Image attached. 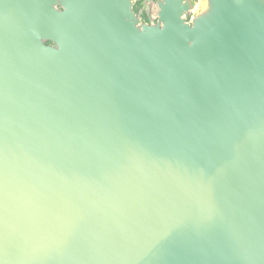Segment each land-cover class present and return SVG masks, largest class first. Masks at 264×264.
Instances as JSON below:
<instances>
[{"label": "water", "instance_id": "95a60500", "mask_svg": "<svg viewBox=\"0 0 264 264\" xmlns=\"http://www.w3.org/2000/svg\"><path fill=\"white\" fill-rule=\"evenodd\" d=\"M0 0V264H264V0Z\"/></svg>", "mask_w": 264, "mask_h": 264}, {"label": "rangeland", "instance_id": "374dc122", "mask_svg": "<svg viewBox=\"0 0 264 264\" xmlns=\"http://www.w3.org/2000/svg\"><path fill=\"white\" fill-rule=\"evenodd\" d=\"M135 11L142 21L154 22L156 19L157 7L154 0H135Z\"/></svg>", "mask_w": 264, "mask_h": 264}]
</instances>
